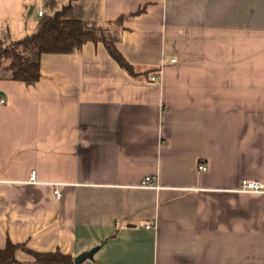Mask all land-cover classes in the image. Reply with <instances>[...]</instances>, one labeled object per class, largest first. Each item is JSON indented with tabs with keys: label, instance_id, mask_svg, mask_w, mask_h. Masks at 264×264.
<instances>
[{
	"label": "crops",
	"instance_id": "1",
	"mask_svg": "<svg viewBox=\"0 0 264 264\" xmlns=\"http://www.w3.org/2000/svg\"><path fill=\"white\" fill-rule=\"evenodd\" d=\"M44 1L0 0V40L33 32ZM100 10L124 18L117 46L135 75L88 42L44 54L34 85L0 80V249L264 264V190L241 187L264 184V0ZM16 259L39 264L27 249Z\"/></svg>",
	"mask_w": 264,
	"mask_h": 264
},
{
	"label": "trees",
	"instance_id": "2",
	"mask_svg": "<svg viewBox=\"0 0 264 264\" xmlns=\"http://www.w3.org/2000/svg\"><path fill=\"white\" fill-rule=\"evenodd\" d=\"M43 14L33 32L13 39L4 36L0 40V80L21 81L34 85L41 79V60L46 53H68L82 48L88 42L103 43L112 58L130 74L135 75L133 65L117 46L120 18L117 21L101 19L100 0H45ZM18 249H27L39 264H73L70 254L59 250L36 252L25 245L8 240L0 249V264H16Z\"/></svg>",
	"mask_w": 264,
	"mask_h": 264
},
{
	"label": "built area",
	"instance_id": "3",
	"mask_svg": "<svg viewBox=\"0 0 264 264\" xmlns=\"http://www.w3.org/2000/svg\"><path fill=\"white\" fill-rule=\"evenodd\" d=\"M38 14L41 16L43 14V10H39ZM173 61H175V60H173ZM158 79H159L158 76L152 77V81H157ZM0 103L4 104V103H6V100L4 98H1ZM202 169L205 170L206 168L203 166ZM35 176H36V172L33 171L31 173L30 180L32 179V181H34ZM152 180H153V177L148 176L143 180L142 185H153ZM241 187H242V190H244V191H261V190H264V184L262 182L254 181V180H244L242 182ZM55 193L57 194V196L61 195L59 193V191H55ZM151 227H152V225L147 226V228H151Z\"/></svg>",
	"mask_w": 264,
	"mask_h": 264
},
{
	"label": "water",
	"instance_id": "4",
	"mask_svg": "<svg viewBox=\"0 0 264 264\" xmlns=\"http://www.w3.org/2000/svg\"><path fill=\"white\" fill-rule=\"evenodd\" d=\"M97 249L98 248L92 249L88 252H84L81 255L77 256L75 258V263L80 264V263L85 262L88 259H93V256H94L95 252L97 251Z\"/></svg>",
	"mask_w": 264,
	"mask_h": 264
}]
</instances>
